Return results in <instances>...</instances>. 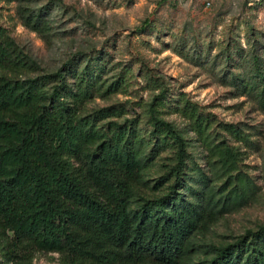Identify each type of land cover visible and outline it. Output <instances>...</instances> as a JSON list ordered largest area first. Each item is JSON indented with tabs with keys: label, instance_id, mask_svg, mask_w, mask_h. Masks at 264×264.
I'll list each match as a JSON object with an SVG mask.
<instances>
[{
	"label": "trees",
	"instance_id": "1",
	"mask_svg": "<svg viewBox=\"0 0 264 264\" xmlns=\"http://www.w3.org/2000/svg\"><path fill=\"white\" fill-rule=\"evenodd\" d=\"M0 1L52 45L53 0ZM250 57L243 74L211 71L264 111V67ZM129 86L126 67L91 54L48 70L0 23V263L52 252L58 264H264V222L216 235L258 197L232 143L253 144L245 130L184 95L168 101L158 83L132 115L129 100L94 104ZM164 107L186 120L199 160Z\"/></svg>",
	"mask_w": 264,
	"mask_h": 264
},
{
	"label": "rangeland",
	"instance_id": "2",
	"mask_svg": "<svg viewBox=\"0 0 264 264\" xmlns=\"http://www.w3.org/2000/svg\"><path fill=\"white\" fill-rule=\"evenodd\" d=\"M53 6L55 38L50 47L19 22L14 2L0 1V23L28 44L48 70L79 53L126 67L127 91L108 101L96 99L95 105L129 100L132 115L157 94L158 83L165 87L168 101L184 95L219 120L239 124L253 144L232 143L243 152L245 168L258 184V197L239 213L226 216L216 235L230 239L264 222V111L248 96L235 95L211 71L227 66L243 74L251 67L252 52L264 67V0H53ZM162 115L187 132L199 160L201 148L186 120L169 107L162 108ZM58 262V254L52 252H40L32 260Z\"/></svg>",
	"mask_w": 264,
	"mask_h": 264
},
{
	"label": "built area",
	"instance_id": "3",
	"mask_svg": "<svg viewBox=\"0 0 264 264\" xmlns=\"http://www.w3.org/2000/svg\"><path fill=\"white\" fill-rule=\"evenodd\" d=\"M207 4H209V2H207Z\"/></svg>",
	"mask_w": 264,
	"mask_h": 264
}]
</instances>
